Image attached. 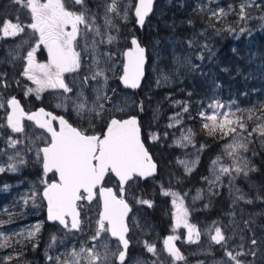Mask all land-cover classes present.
Masks as SVG:
<instances>
[{
	"label": "rangeland",
	"instance_id": "obj_1",
	"mask_svg": "<svg viewBox=\"0 0 264 264\" xmlns=\"http://www.w3.org/2000/svg\"><path fill=\"white\" fill-rule=\"evenodd\" d=\"M136 1L115 0L117 13L106 12V5H111L113 0H85L89 9L86 17L94 16L95 24L100 28L101 34L107 33L116 39L110 44H100V37L89 32L86 38L88 50L85 51V40L78 37L76 51L81 53V66L74 72L63 74L65 84L72 91L45 88L37 96L36 92H27V89H34L36 85L23 75V71L27 66V52L36 44L38 33L25 27L23 32H19L14 37L3 36L5 22L11 21L21 26L32 23L31 10L25 7L28 0H21L20 3H15L14 0H0V44H2L0 74H3L0 84L6 85L0 86V103L4 104V107L0 108V166L5 167V171L0 173V222H3L0 223V232L12 237L11 247L0 248V264H4L3 258L9 255L16 258L8 264H34L35 260L38 262L37 258L34 259V255L38 252H41L44 260H48L47 264H57L55 258L66 260V254L73 248L79 251L82 247L93 248L95 245L96 250L103 252L101 245L107 244L110 251L118 250V245L116 243L112 245L106 231L100 232L98 240H92L99 230L101 219L100 205L97 201L83 206L84 214L79 229H61L47 221L45 201L42 197L45 184L41 181L46 180L48 183L50 176L42 170V155L40 157L36 155L40 145L46 142V137L33 126H29L21 133H15L9 128L6 121L7 101L14 93L20 94L28 106L41 100L51 101L56 106L62 105L59 108L71 112L78 122L85 123L91 128L102 125L105 127L109 119L115 115L126 116L134 112L138 113L141 103V109L145 111V121H143V125H146L145 136L150 144L163 148L166 156L161 154L163 164L161 177L153 181L149 179L147 185L131 181L124 188L137 206L130 236L136 247L130 264H217L219 261H224L226 260L224 248L210 239L211 235H215L216 227L221 228L227 238V249L233 250L234 254L235 251L247 252L252 249L251 240L255 238L257 245L253 250L256 251V255H247L241 259L250 264H264V178L258 175L262 167L256 160L259 159L264 164V144L261 143L264 137L254 132L251 142L248 143V151L240 150V156L250 161L249 168H255V171H249L247 176L242 172L231 180L228 174H224L215 186L209 184V181L215 179L213 161L217 157H220V163L215 166L217 169L234 167L233 157L227 155L225 151L226 145L233 142L236 135L233 133L221 134L224 140L215 147V150L213 149L206 174L193 189L190 186L189 190L181 191L177 180L174 179L175 172L176 176H180L179 178H187L200 169L202 156L210 147V143L199 137L195 119L202 118L201 112L210 113L213 109H210L209 105H215L217 102L225 105V108L216 109L221 113L226 111L229 105L233 112L237 108L242 111L253 109V120L247 121V128L243 132L245 137L256 123H259L255 117L260 114L259 106L264 104V51L251 56L248 75L252 80L250 79L240 92L223 89L213 74L215 58L221 42L231 40L233 46L242 37L246 38L257 33L264 35V0H255L246 7L244 20L238 15L242 0H157L153 15L148 17L142 30L137 28L135 23ZM46 2L47 0H40V3ZM62 3L69 11L76 13L83 11L82 7L74 5L72 0H62ZM229 5H232L234 10L220 20L213 18L209 11V9L218 11L220 8L227 11ZM183 13L190 16L188 17L190 20L183 18L181 15ZM106 14L115 25L114 28L105 26ZM227 27L235 31H218ZM81 29L83 30V25ZM133 36H138L140 40L145 38L149 57L147 76L138 92H132L120 82L124 53L131 47ZM106 38L105 36V40ZM93 39L98 42L100 54L98 58L101 61L99 66L105 69V75L108 77L106 85L102 77H98L95 81L89 79L84 82V77H90L96 67L92 63L97 57V53L91 51ZM204 45L207 47L205 48ZM104 53L110 54L111 59H107ZM35 59L37 63L49 61L45 46L42 45L37 49ZM186 86L196 88L190 90ZM197 87L200 92L196 91ZM98 88H102L111 97L107 102L100 100V103L104 104L105 111L99 115L95 113L89 115L85 112L78 117L75 105L82 102L79 98L80 93L82 92L87 98L88 106L91 107L96 101ZM156 88L168 92L159 97L153 94ZM185 108L187 111H184ZM177 114H180L179 123L173 119ZM237 115L239 116L240 113ZM229 118L235 117L230 114ZM171 128L175 129L174 134L168 131ZM189 129L192 132V143L183 142L186 146L177 144L182 135H188ZM153 134L156 135V139L152 138ZM9 139L17 140L18 143L10 146ZM165 139L167 140L164 141ZM10 157L15 159L10 160ZM21 159L24 161L22 164L19 163ZM181 161H187V167L191 168V171H187ZM14 162L17 163V171H8V165ZM232 175L235 173L233 172ZM182 181L184 180H180ZM139 191L143 198L138 197ZM165 192L177 195H165ZM33 193L36 194L35 202L29 200L25 204L24 199ZM241 196L243 199L238 198ZM178 197L183 198V206L188 210L187 224L194 226L192 241L187 238L188 228L184 222L179 226L176 223V205L172 201L176 199L179 204ZM217 198L222 200L219 209L222 211L221 214L204 220L205 212L216 206ZM141 200L152 202L148 208L151 213L148 212L146 215L144 204L139 202ZM37 225L40 226L39 231L35 229ZM27 231H35L36 234L31 240L23 239L22 243H18L22 237L15 234L24 232L26 235ZM196 232H199V239H196ZM168 233L175 234L180 241L179 251L184 257L183 260H176L168 253L164 244ZM145 242L155 246V253L147 250ZM240 245H243V248H240ZM19 253L22 255H18ZM80 264H87V260L81 258Z\"/></svg>",
	"mask_w": 264,
	"mask_h": 264
},
{
	"label": "snow or ice",
	"instance_id": "obj_2",
	"mask_svg": "<svg viewBox=\"0 0 264 264\" xmlns=\"http://www.w3.org/2000/svg\"><path fill=\"white\" fill-rule=\"evenodd\" d=\"M15 3H20L21 0H14ZM255 0H242L239 4V18L244 20L246 18L245 8L253 4ZM74 5H80L83 9L80 13L69 11L65 8L62 0H47L46 3H40V0H28L25 7L31 10L32 23L21 26L20 24H13L11 21L5 22L3 25V36L14 37L19 32H23L25 27H28L38 33V40L34 47L27 52L26 60L27 66L23 71V75L32 80L36 87L27 89L28 93L36 92L39 96L40 92L45 88H59L64 89L66 92H71L72 89L68 88L63 80V74L66 72H74L81 66V53L76 51L78 44V37L81 40H85L84 50H88L87 35L89 32L100 37L99 43H112L116 38L110 34H101L100 28L95 24L94 16H87L89 12L85 4V0H72ZM153 0H138V6L135 8V15L138 17V22L143 25L145 17L152 11ZM234 9L232 5L228 6L226 11L220 8L218 11L211 10V15L216 20H220L223 17L229 15ZM117 12V4L115 0L111 5H106V12ZM126 18V17H125ZM105 26L115 27L112 20L106 14L104 17ZM83 25V30L81 29ZM212 26V25H210ZM70 28V30H69ZM225 31H235L231 27L224 29ZM243 31V29H241ZM105 36L107 37L105 40ZM132 43L136 45L134 50L127 52L128 63L124 70V75L121 78L125 85L132 88L139 86V81L143 75L144 64V49L139 46L138 42L133 39ZM191 43V42H189ZM47 48L49 55V61L47 63H37L35 59V53L41 46ZM206 48L207 45H204ZM91 51L97 53V57L93 59L92 63L95 65V70L92 75L85 76L84 82L89 79L97 80L98 77H102L105 85L108 77L105 75V69L100 67V59L98 52V42L93 39L91 42ZM107 59H111V55L108 53L103 54ZM203 58L202 56L200 57ZM107 61H105L106 63ZM3 74H0V80H2ZM0 86H6L0 84ZM96 101L91 107L88 106L87 98L80 93V99L82 102L75 105L76 114L78 117L87 112L89 115L95 113L99 115L105 111L104 104L100 103L103 99L105 102L110 101L111 97L108 96L102 88L97 90ZM11 105L12 113L7 116V124L11 127L15 133L22 132L21 118L25 115L23 109L20 107L19 101L12 97L7 101ZM4 107L3 103H0V108ZM62 107V105H57ZM225 105H221L218 102L215 105H209L210 109H213L210 113L201 112L200 116L208 122L203 124V128L210 129V134H214L217 130L223 135H229L235 133L233 142L226 145V154L233 157L234 167H220L215 166L220 163V157H217L213 161V172L215 179L209 181L210 186H215L217 181H220L221 176L228 174L231 180L236 178L243 172L247 176L249 171H255V168H249L250 161L247 158L240 156V150L244 152L248 151V143L251 142L252 134L258 133L261 137H264V104L259 106V115L255 117L256 126L252 128V131L248 132L247 137L243 135V132L247 128V121L253 120V109L242 111L237 108L235 112L231 110V106H227V110L223 113L216 111V109L225 108ZM121 111V109H117ZM187 111V108L184 109ZM237 113H240L238 116ZM51 117L41 123V127L46 128L51 133V141L47 147L38 149L36 155L40 157L42 155L43 169L45 174L55 170L59 173V183H47L46 180H42L46 186L42 192V197L47 199L48 206V219L50 221H59L61 225L66 229H79L80 221L78 219L79 213L76 209V202L84 199L80 195V190L83 189L87 194V199L91 200L93 196V189L100 184L104 176L108 172H113L121 183L119 191L123 193V184L132 180L134 174H138L140 177L151 176L156 171V164L152 161L147 149L140 136V127L136 117H131L126 120H120L112 118L107 125V130L101 137L100 135H88L86 131H82L76 127H73L64 119L63 116L52 117L51 113H46L44 109H40L39 113H33L28 118L30 120H36L40 123L39 116ZM235 117L230 119L229 116ZM180 114L173 119L179 123ZM246 116V119H245ZM58 119L60 130L56 131L53 128L51 120ZM172 125H169L171 127ZM237 129L240 131L238 132ZM192 132L188 130V135H182L181 139L177 141V144L186 146L185 143H192ZM153 139H156V135L153 134ZM246 141V142H245ZM10 146H15L18 141L9 139ZM264 144V140L261 141ZM19 153H17V156ZM255 155V153H253ZM10 160H14V157H10ZM23 159L19 163H23ZM185 164L186 170L191 171V168L187 167V161H181ZM195 163L194 161L192 162ZM8 171H17V163H10L7 168ZM5 171V167L0 166V173ZM218 172V174H216ZM235 175H232V173ZM207 179V178H205ZM239 191V190H237ZM104 195V212L99 221V230L97 234L92 237V240H98L101 231H110L114 237H119V241L122 243L123 250L112 252L109 250L107 244H102L103 252H100L93 248H81L77 251L75 248L67 253V259L60 260V257H56L57 264H80L81 258L87 260V264H111L110 258L117 257L120 264H125L126 252L128 249L129 241L125 238V234L128 232L127 225L125 224V216L127 215L129 206L127 202L122 198H118L111 188L101 189ZM165 195L176 196L175 193L165 192ZM180 203L177 204V200L173 199V204L176 205V223L177 226L184 222L188 228V240L192 241L194 226L187 224L186 217L188 210L183 206V198L178 197ZM243 199V196L238 197ZM36 194L33 193L30 197L24 199V203L27 204L29 200L35 202ZM142 204L151 206V201L141 200ZM251 203V201H248ZM70 217V220L67 219ZM108 221L110 228H105L104 222ZM3 223V222H0ZM39 225L35 226L36 231H39ZM36 234L35 231H27L17 233L23 239L31 240ZM196 239H199V232H196ZM177 237L168 236L164 241L168 253L171 254L176 260H183L178 248L172 243ZM210 239L216 244L224 248V255L226 260L219 261L217 264H250L241 259L244 256H255L256 251L253 249L257 245V240L253 238L251 240L252 249L247 252L234 251L227 249V238L222 232L221 228H215V235H211ZM12 237L6 236L0 232V248L11 247ZM147 250L155 253L156 249L154 245H148L145 242ZM243 248V245L239 246ZM18 255H22L19 253ZM16 257L9 255L3 258L4 264H8ZM49 259H53L49 257Z\"/></svg>",
	"mask_w": 264,
	"mask_h": 264
},
{
	"label": "trees",
	"instance_id": "obj_3",
	"mask_svg": "<svg viewBox=\"0 0 264 264\" xmlns=\"http://www.w3.org/2000/svg\"><path fill=\"white\" fill-rule=\"evenodd\" d=\"M181 15L183 18L190 20L188 18L190 16L184 13ZM144 39L145 38H142L141 40L142 42H144V44H146ZM232 44L233 43H231V40H225L221 42V46L217 51L215 58L216 60L215 73L213 75L215 76L217 82L223 86V89H228L231 92H235V91L240 92L245 88L246 83L250 82V79L252 80V78L248 75V71L250 70L251 67V56L254 53L261 54L264 51V35L257 33L246 38L242 37L240 40L235 42L233 46ZM195 88H196L195 86L187 87V89L190 90H195ZM196 91L200 92L198 87ZM166 92L168 91L161 88H156L153 90V94L159 97L161 95H164ZM14 95L21 97V95L17 93H14ZM203 120L204 119L202 118L195 119V122L197 124L196 129L198 131L199 137L206 139L210 143V147L204 151V154L202 156V162L200 164V169H198V171L193 172L187 178L184 177L179 178L180 176L179 175L176 176V172L174 173V179L177 180V183L181 188V191L189 190L190 186H192L193 189L197 184H199L201 178L206 174L207 164L209 158L211 157V153L213 152V149L215 150V147L221 144V142L224 140V136H221V132L219 130H217L214 134H210V129L203 128V124L205 123V121ZM144 127H146V125H143L142 123L144 137L146 138ZM168 131L171 134H174L175 129L171 128ZM166 140L167 139H165L164 141ZM145 141L149 144L147 138L145 139ZM151 145H152L151 146L152 151L158 158L160 165L159 174L151 178V180L153 181L161 177L163 174V164L161 162L162 161L161 154L164 155V152L162 150L163 148H161L160 146H155V144H151ZM165 156L166 155H164V157ZM256 160L262 167V171H259L258 175L264 178L263 176L264 164L259 159ZM180 180H184V181L180 182ZM217 200L218 202L215 203L216 206H213L212 209L210 210L212 211V216H218L222 212L219 211L220 206L222 204V200L218 198Z\"/></svg>",
	"mask_w": 264,
	"mask_h": 264
},
{
	"label": "flooded vegetation",
	"instance_id": "obj_4",
	"mask_svg": "<svg viewBox=\"0 0 264 264\" xmlns=\"http://www.w3.org/2000/svg\"><path fill=\"white\" fill-rule=\"evenodd\" d=\"M0 49H2V44H0ZM22 103L24 105L25 110L28 111V112L30 110H32V109H35L37 107L42 106L47 111L52 112L55 115H60L61 114L72 125L76 126L78 129H81L82 131H86V134H100L101 137L104 134V131H105V127L106 126L104 127L102 125V126H99V127H96V128L88 127V126H86L85 123L78 122L76 120V118L71 114V112L64 111L62 108H59L56 105H54L51 101H47V100L36 101V104H33L32 106L26 105V103L23 100H22ZM134 114H139V121H140V124L142 125L143 121H145V111H144V109L142 110V112H140V111L138 113L137 112H134ZM46 119H51V118L48 117V116H46V117L43 118V121L46 120ZM43 121H41V123H43ZM51 123H52L53 128H55L56 130L59 129V123H58L57 119L51 120ZM24 124H25V129L23 131H25L29 126H33L38 131L42 132V134L46 137V142H43L40 145L39 149H41V147L43 145H45V144L48 145L50 143V141H51V135L49 133L45 132L42 128L37 127L36 124L34 123V121H31L29 119H25L24 120ZM142 134H143L144 142L146 143V145L148 147V150L152 153L154 159L159 164L158 158L156 157V155L152 151V147H151L152 145L150 143L148 144L145 141L146 138L144 137L143 128H142ZM42 170L44 171V169H43V160H42ZM47 175L50 176V180H49L48 183H51L52 181H59V177H58L56 171L53 170L52 172H48ZM131 181H134V182H137V183H140V184H146V185L149 182L148 179L142 180L138 176L134 177V179H132ZM103 184L106 185V186H113L114 187V190H115V193L119 197L126 198L130 202V204L132 206V211H131V214L129 216V220H130V225H129L130 226V230H129V233H128L129 245H128V249H127V252H126V258H125V264H130L131 263V257L133 256L134 250H135V247H136V244L134 243L133 239L130 238V236L132 234L131 226H132V224H134V220L133 219H134L135 213L137 211V206L135 205L133 198L130 196V194L128 192L123 191V193H121L119 191V189H120L121 186L119 185V182H118L117 178L113 175L112 172H108L106 178L104 179ZM123 188H125V187H123ZM42 192H43V190H42ZM95 192H96V197L92 201H88L87 198H86L87 194L83 190L80 191V195L82 197H84V199L78 200L77 203H76V206L80 210V214H81L80 226L82 224V218H83V214H84L83 206L86 203H93V202L97 201L99 203V205H100V212L102 210L103 201H102L101 196H100V189H99V187H96L95 188ZM137 195H139L138 197L143 198L141 191H139ZM44 201H45V198H44ZM165 203H166V205L168 204V200L167 199L165 200ZM144 208L146 209L145 210L146 211V215H147L148 212L151 213L150 209H148L149 208L148 205L144 204ZM45 212H46V218H47V204H46V201H45ZM204 215H205V219L204 220H206V219L207 220L208 219H212L213 217H215V216H212V211H210V210H207ZM199 218H200V216H199ZM67 219L70 220V217H67ZM51 224L54 225V226H58L61 229H66V228H64L63 225H61L57 221H55V222H53ZM105 228L106 229L109 228V225H108L107 222L105 224ZM105 233H107L109 239L112 242V245H114V243H116L118 245V250H123L122 245H121V242L119 241L118 238H113L111 236V234H110L109 231H106ZM168 236H175V234L168 233L166 237H168ZM187 238H188V233H187ZM172 243H174V245H175L176 248H178L179 250L181 249V243H180V241L178 239H175ZM35 258H37L38 262L35 260L34 264H47V262H48V260H44L43 259L42 255H41V252H38L37 254H35L34 255V259ZM39 259H40V262H39ZM110 262H111V264H120V261L118 260L117 257H111L110 258Z\"/></svg>",
	"mask_w": 264,
	"mask_h": 264
},
{
	"label": "water",
	"instance_id": "obj_5",
	"mask_svg": "<svg viewBox=\"0 0 264 264\" xmlns=\"http://www.w3.org/2000/svg\"><path fill=\"white\" fill-rule=\"evenodd\" d=\"M156 1H157V0H153L152 11L149 12L148 15L145 17V20H144L143 25H141V24L138 22V17H136V15H135V8L138 6V0L136 1L135 7H134V15H135V18H136L135 23H136L137 28H139V29H143V28L145 27V24H146V21H147L148 17H150V16L153 15ZM133 39H135V40L138 42L139 46L142 47V48L144 49V64H143V69H142V71H143V75H142L141 78H140L139 86L136 87V88H132V87H130V86H128V85H125V84L123 83V80L121 79V78L123 77V75H124V70H125V67L127 66V63H128V57H127L126 54H127V52H129L130 50H134V49L136 48V45L132 43V40H133ZM148 60H149V57H148V48H147V46H146L144 43L141 42V40L139 39L138 36H133V37L131 38V47L127 48V49L125 50V53H124V66H123V72H122L121 77H120V82L123 84V86H124L125 88H128V89L131 90L132 92H137V91H139V90L141 89L142 84H143V82H144V80H145V78H146V75H147V64H148ZM12 97H15V98L19 101V103H20V107L23 109V111H24V113H25V115L21 118V125H22L23 130L25 129L24 120H25V119H29L28 117H29L30 115H32L33 113H39V110H40L41 108L44 109V111H45L46 113H51V116H52V117H60V116H62L61 114H60V115H55L54 113L47 111V110H46L44 107H42V106L37 107V108H35V109H32V110H30V111L28 112V111L25 110L24 105H23L22 100H21L20 97H18L17 95H13ZM12 97H11V98H12ZM11 98H9L8 100H10ZM7 105H8V112H7V116H8V115H10V114L12 113V108H11V105H10V104L7 103ZM140 112H142V109H141V103H140ZM7 116H6V121H7ZM133 116L137 118V121H138V124H139V127H140V136H141V140H142V142H143V144H144V147L147 149L149 155L151 156L152 161L156 164V171H155V173H154L153 175H151V176H147V177H140V176H138V174H134V176H133L132 179H134V177L138 176V177H140L142 180H146V179H149V178H152V177H155V176L158 175V173H159V164H158V162L154 159L152 153L148 150V147H147L146 143L144 142L143 134H142V126H141L140 121H139V114H134V113H133V114H129V115L122 116V117H120V116H112V117L109 119V122L107 123V125L110 123V120H111L112 118H116V119H120V120H126V119H129V118L133 117ZM44 117H46V116H44L43 114H41V115L39 116L40 123H38L36 120H31V121H34V123L36 124L37 127L42 128L45 132H47V133H49V134L51 135V133L48 132V130H47L46 128H43V127L40 126V125H41V121H43V118H44ZM50 118H51V117H50ZM64 119L67 120L65 117H64ZM29 120H30V119H29ZM57 121H58V123H59V120H58V119H57ZM67 121H68V120H67ZM68 123L71 124L69 121H68ZM71 125H72V124H71ZM107 125H106V127H105V131H104V133H105L106 130H107ZM72 126H73V127H76V126H74V125H72ZM9 128L11 129L10 126H9ZM76 128H77V127H76ZM11 130H12V129H11ZM59 130H60V125H59V129L56 130V131H59ZM88 135H100V134H88ZM48 145H49V144H48ZM48 145H46V144L43 145V146L41 147V149L44 148V147H47ZM54 171H55V170H54ZM112 173H113V172H112ZM107 174H108V173H106V175L104 176V178H103V180L100 182V184H98V185L96 186V187H99V189H100V196H101V199H102V201H103V205H102V210H101V212H100V216H102V214H103V212H104V195L102 194L101 189H104V188H111V189L113 190V192L115 193V190H114V187H113V186H106V185L103 184L104 179L106 178ZM57 175H58V177H59V173H58V172H57ZM113 175L117 178V180H118V182H119V185L121 186V183H120V181H119V177H117V176L115 175V173H113ZM130 181H131V180H130ZM130 181H128L127 183L123 184V187H126ZM53 182H57V183H59V181H52L51 183H53ZM49 184H50V183H49ZM96 187H95V188H96ZM44 188H45V187H44ZM95 188L93 189V193H94V194H93V196H92V199H91V200H88V199H87L88 201H92V200L96 197ZM43 190H44V189H43ZM81 190H83V189H81ZM81 190H80V191H81ZM83 191H84V190H83ZM84 192H85V191H84ZM85 193H86V192H85ZM115 194H116V193H115ZM116 195H117V194H116ZM86 197H87V196H86ZM117 197L120 198L118 195H117ZM123 199L127 202L128 206H129V209H130V210L128 211L127 215L125 216V224L127 225V228H128V232L125 234V238L128 239V233H129V230H130V226H129V216H130L131 211H132V206H131L130 202H129L126 198H123ZM45 201H46V204H47V199H46V198H45ZM76 203H77V202H76ZM76 209H77V212L79 213L78 219H79V221H81L80 210L77 208V206H76ZM47 220H48V222H50V223L55 222V221H50V220L48 219V206H47ZM57 222H59V221H57ZM105 222L108 223V221H105ZM108 225H109V223H108ZM109 228H110V225H109ZM109 232H110V231H109ZM110 234H111V232H110ZM111 236H112V235H111ZM112 237H113V238H118V239H119V237H114V236H112ZM128 241H129V239H128ZM121 245H122V243H121Z\"/></svg>",
	"mask_w": 264,
	"mask_h": 264
},
{
	"label": "bare ground",
	"instance_id": "obj_6",
	"mask_svg": "<svg viewBox=\"0 0 264 264\" xmlns=\"http://www.w3.org/2000/svg\"><path fill=\"white\" fill-rule=\"evenodd\" d=\"M262 236V235H261ZM255 258V257H254ZM252 259H253V257H252Z\"/></svg>",
	"mask_w": 264,
	"mask_h": 264
}]
</instances>
